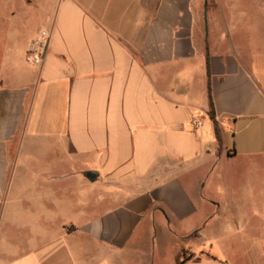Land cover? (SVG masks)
I'll return each mask as SVG.
<instances>
[{
    "label": "crops",
    "instance_id": "1",
    "mask_svg": "<svg viewBox=\"0 0 264 264\" xmlns=\"http://www.w3.org/2000/svg\"><path fill=\"white\" fill-rule=\"evenodd\" d=\"M26 2L49 39L0 45V264H229L193 239L225 166L264 175V0Z\"/></svg>",
    "mask_w": 264,
    "mask_h": 264
},
{
    "label": "rangeland",
    "instance_id": "2",
    "mask_svg": "<svg viewBox=\"0 0 264 264\" xmlns=\"http://www.w3.org/2000/svg\"><path fill=\"white\" fill-rule=\"evenodd\" d=\"M27 0H0V45L4 49L11 47L12 41L22 42L32 36L38 29L41 30L42 11L35 8L26 2ZM21 52V48L15 47V52ZM26 62V61H25ZM17 138L13 142L16 145ZM240 170L237 167L229 168L225 166L222 169L223 177L216 185L215 195L222 200L221 203L228 204L224 209L222 216L217 219L213 225L212 222L208 225V238L203 241H196L193 245L204 244L206 249L213 246L212 251L216 247L221 249V253L228 260L229 264H264V257L258 256V252L264 248V219L255 217L253 209L245 205L241 211H233L235 200L248 195H264V175L260 171V167L255 171L258 176V182L252 183L249 187L243 184L242 178L235 173ZM242 172V171H240ZM263 175V176H262ZM211 193L215 191H210ZM236 225L240 226L236 228ZM244 225L243 228L241 226ZM191 243L187 242V245ZM177 250H171L165 254L164 264H172L175 259ZM185 256H191V250L183 251ZM190 254V255H189Z\"/></svg>",
    "mask_w": 264,
    "mask_h": 264
},
{
    "label": "built area",
    "instance_id": "3",
    "mask_svg": "<svg viewBox=\"0 0 264 264\" xmlns=\"http://www.w3.org/2000/svg\"><path fill=\"white\" fill-rule=\"evenodd\" d=\"M49 32L47 30H41L38 35L30 42L28 51L25 55V61L30 64H39L42 58V54L45 51V47L48 43ZM196 125H200V122H196Z\"/></svg>",
    "mask_w": 264,
    "mask_h": 264
},
{
    "label": "trees",
    "instance_id": "4",
    "mask_svg": "<svg viewBox=\"0 0 264 264\" xmlns=\"http://www.w3.org/2000/svg\"><path fill=\"white\" fill-rule=\"evenodd\" d=\"M207 72L209 73V70L207 69ZM210 96V104H211V109H210V112H209V116L214 119V111H213V108H212V100H211V95L209 94ZM190 256H185L184 255V252H183V258L182 260L178 263V264H183L185 260H187Z\"/></svg>",
    "mask_w": 264,
    "mask_h": 264
},
{
    "label": "water",
    "instance_id": "5",
    "mask_svg": "<svg viewBox=\"0 0 264 264\" xmlns=\"http://www.w3.org/2000/svg\"><path fill=\"white\" fill-rule=\"evenodd\" d=\"M90 181H93L96 177V172L88 171L84 174Z\"/></svg>",
    "mask_w": 264,
    "mask_h": 264
}]
</instances>
